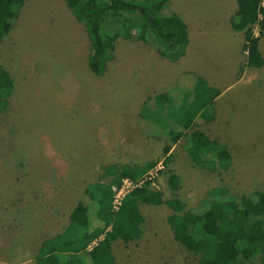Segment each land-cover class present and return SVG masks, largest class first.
<instances>
[{"label": "rangeland", "instance_id": "obj_1", "mask_svg": "<svg viewBox=\"0 0 264 264\" xmlns=\"http://www.w3.org/2000/svg\"><path fill=\"white\" fill-rule=\"evenodd\" d=\"M193 1L168 0L167 6L171 9ZM72 3L25 0L0 43V76L9 74L13 79L8 104L0 111V264H35L34 256L43 238L71 219L83 218L74 200L57 198L65 192L72 198L79 197L81 184L96 180L101 164L123 161L115 156L124 151L128 137L123 126L117 129L115 119L131 98L126 88L133 85L131 91L141 90V72L132 71L140 62L133 61L130 54L126 58L129 48L138 50L132 44L129 47L123 37L117 38L111 62L108 60L103 74L97 75L89 61L85 27L73 16ZM212 10L215 8L207 12ZM252 10L254 36L260 37L264 5L255 2ZM250 18L249 14L247 23ZM204 32L200 47L194 48L189 60L174 64L176 71L171 76L177 77L172 93L180 96L185 81L195 84L198 77L207 79L209 75H215L221 87L230 85L203 113L217 114L213 124L221 136L217 133L213 139L224 147L225 157L217 153L208 159L216 160L212 173L195 164L185 149L178 148L171 162L182 165L179 189L173 192L166 183L174 167H162L155 176V186L164 191V197L177 195L186 209L217 185L233 193L258 192L264 197V65H247V51L234 54L232 43L242 42L240 34L228 39L226 31ZM145 36L147 41L149 36L154 37L151 31ZM258 48L264 57V34L258 38ZM235 59L241 63L234 71ZM132 101L137 99L133 97ZM217 107L222 111L217 113ZM148 117L143 110L140 118L149 130ZM172 122L165 121L164 125ZM125 130L131 131L127 125ZM165 132L161 130L158 135ZM139 157H130L128 162L151 158ZM219 157L225 163L229 159L227 169L217 162ZM83 161L84 175L80 173ZM74 180L80 186L70 183ZM139 209L145 219L144 232L136 240L113 243L114 264H206L192 252L187 236L173 235L166 221L172 213L168 206L142 204ZM202 217L211 229L213 214L208 211Z\"/></svg>", "mask_w": 264, "mask_h": 264}, {"label": "trees", "instance_id": "obj_2", "mask_svg": "<svg viewBox=\"0 0 264 264\" xmlns=\"http://www.w3.org/2000/svg\"><path fill=\"white\" fill-rule=\"evenodd\" d=\"M258 1L253 0L252 8ZM24 2L0 0V43L10 31ZM167 3L168 0H73L70 9L75 19L85 27L89 39V61L95 72L103 74L119 37L143 40L150 45L152 42V46L170 61L183 56L187 25L176 11L168 8ZM249 14V23L242 24V52L249 54L247 65L261 67L264 58L258 48V36L253 32L254 11ZM259 26L261 33L264 15ZM150 31L154 37L149 36L147 41L143 36ZM12 89L10 75L0 76V111L7 106ZM218 93V89L209 87L199 105L209 103ZM185 135L186 151L192 161L203 165L209 172H215L216 160L208 159L217 153L221 155L224 147L212 141L205 146L198 145L192 130ZM181 136L172 131L170 140L174 143ZM170 148L169 144L163 146L162 160L101 164L97 179L87 183L79 194L76 211L83 218L71 219L61 232L43 238L34 256L35 264H114L112 243L118 239L124 243L136 240L144 232L145 219L139 209L142 204L168 206L172 213L166 221L173 235L178 238L187 236L192 243V252L201 262L264 264V197L258 192L233 193L228 187L217 185L206 190L194 206L186 209L177 195L165 198L164 191L152 184L154 177L132 187L122 197L117 209L113 208L114 187H120L125 178L137 180L154 169L158 162L166 167L173 155ZM217 162L223 165L224 170L230 164L229 159L225 163L223 157H219ZM166 183L171 191H177L180 178L169 171ZM208 211L213 214L211 229L205 226L202 217Z\"/></svg>", "mask_w": 264, "mask_h": 264}, {"label": "crops", "instance_id": "obj_3", "mask_svg": "<svg viewBox=\"0 0 264 264\" xmlns=\"http://www.w3.org/2000/svg\"><path fill=\"white\" fill-rule=\"evenodd\" d=\"M252 5L253 0H195L188 3L187 5H176V8H171V10L176 11L179 15L181 14L180 17L187 25V34L183 38L185 52L184 55L176 61H170L168 58L161 55L152 45L145 43L143 40L123 39L125 42H129V47L134 45V47L138 50V52H135L129 48L126 53V58L131 55L133 61L137 60L140 62L139 67L133 68V65H131V67L129 65L126 67L129 69L133 68L132 71L141 72L142 82L140 81V86H138L141 88V90H137L136 92L131 91L133 85L126 88L125 93H130L131 98L127 100L125 107H122L121 110L118 111L115 119L117 123V129L123 126L124 135L128 137L126 140H124L125 144H127L124 151H121L119 155L115 156L118 159H123L121 163L128 162L130 157L132 159L133 157L140 158L139 156L141 155L151 157L147 158L146 160H162L163 155L161 157L160 155L163 154L162 150L165 144L171 145L170 152L172 154L176 152L178 148L179 150L180 148L182 150H186L187 140L185 133L191 130L195 132L196 142L198 145H204L206 142V144H208L209 141H217L213 139V136L217 135V133L220 135L221 132L213 124L217 114L214 115V113L210 112L208 115L204 116L203 113L208 106H213L215 102H217V100L222 96V94L228 91L230 85H226L224 87L219 86L222 85L221 81H218L215 75H209V78H207L209 81L207 79L198 77L195 84L191 83L189 80L185 81V86H183L185 91L180 93L179 96V94L176 92H174V94L172 93L175 89L174 87L176 86L175 78L177 76L172 78L171 75L176 71L174 69L175 63L183 60H186L187 62V59L189 60L188 56L192 53L194 48L197 46L200 47L199 41L201 38H203L202 33H205L204 31H207V33H210V31H226L227 33L224 34L228 37V39L233 38L232 35L235 36L240 34L242 36V42L238 44L237 42L233 41L232 46L235 48L234 54H236V52L237 54L240 52L242 53V45L244 42V29L242 24L247 22L248 15L253 9ZM191 8H194L195 11L190 10ZM208 8H215V10L207 12ZM195 33L198 35H195ZM260 34L263 36L264 31L259 33V35ZM222 43L223 42H220V44ZM260 53L263 56L261 51ZM123 57L124 53L120 58L123 59ZM111 60L109 61L111 62ZM240 63L241 62L237 61L236 59L233 61L232 66L236 67L234 71L238 69ZM116 65L117 64L113 66L114 70ZM190 71L194 70L191 69ZM244 73L245 71L241 72L239 76H243ZM129 78L130 77H128V79ZM211 86H214L216 89H218L219 93L214 98H212L209 103L200 106L199 102L202 100V97H204L208 88ZM133 97H135L137 101H132ZM123 99L124 97H120L121 101H123ZM143 110H145L147 114L149 113L147 120V124L150 126L149 130L144 128V121L142 118H140V113H142ZM216 111L219 113L222 111V108L219 109L217 107ZM156 112L157 117H155ZM122 120H125L124 124L122 123ZM165 121L173 122L170 125H164ZM126 125L130 127L131 130L127 133L125 130ZM161 130L168 131V133L165 132L164 135H158ZM172 131H177L182 135L174 143L170 140ZM207 139L209 141H207ZM224 152L225 150L222 151L221 155L225 157V155H223ZM132 162L142 163V160ZM84 164L85 161L80 163V173L82 175H84ZM167 167L170 169L174 167L171 169V171L175 172L179 176L181 183L183 176L180 177L179 173H183L181 168L182 165L176 162L172 163L170 161ZM19 175H21V172H19ZM89 182H84L82 184L80 182V184L83 188ZM70 183H77V185H79V181L77 182L76 180ZM63 198L64 200H74V206H76V203L79 199V197L72 198L67 192L62 193V195L57 199L62 200ZM31 205L33 206V204ZM69 222L64 223V225H62L59 230L56 229L54 230L55 232L52 231L50 235L48 234L46 237L55 236L61 232ZM118 240L114 242H117Z\"/></svg>", "mask_w": 264, "mask_h": 264}, {"label": "built area", "instance_id": "obj_4", "mask_svg": "<svg viewBox=\"0 0 264 264\" xmlns=\"http://www.w3.org/2000/svg\"><path fill=\"white\" fill-rule=\"evenodd\" d=\"M260 5H264V0H259ZM161 162L156 165L154 169L149 171L147 174L143 175L142 177L138 178L137 180H131L128 178L123 179V183L120 187H114V196H113V208L117 209L118 205L121 202L122 197L125 195L126 192H128L132 187L140 184L145 179L148 178H154L159 170L162 168ZM152 184L155 186V180L152 182Z\"/></svg>", "mask_w": 264, "mask_h": 264}]
</instances>
